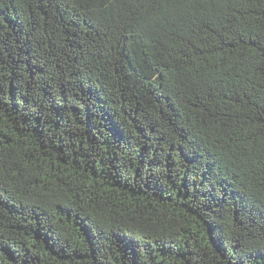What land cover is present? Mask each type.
I'll use <instances>...</instances> for the list:
<instances>
[{
    "label": "trees",
    "instance_id": "trees-1",
    "mask_svg": "<svg viewBox=\"0 0 264 264\" xmlns=\"http://www.w3.org/2000/svg\"><path fill=\"white\" fill-rule=\"evenodd\" d=\"M0 264H264V0H0Z\"/></svg>",
    "mask_w": 264,
    "mask_h": 264
}]
</instances>
